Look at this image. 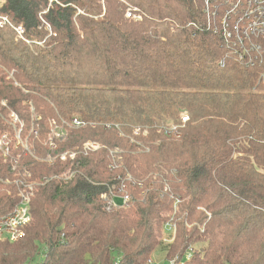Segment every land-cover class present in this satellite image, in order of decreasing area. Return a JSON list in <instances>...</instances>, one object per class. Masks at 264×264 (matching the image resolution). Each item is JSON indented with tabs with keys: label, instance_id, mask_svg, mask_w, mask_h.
<instances>
[{
	"label": "trees",
	"instance_id": "1",
	"mask_svg": "<svg viewBox=\"0 0 264 264\" xmlns=\"http://www.w3.org/2000/svg\"><path fill=\"white\" fill-rule=\"evenodd\" d=\"M119 1L1 6L0 134L10 139L0 150V216L20 200L17 176L38 183L69 167L45 160L50 119L87 123L68 146L104 147L79 153L72 179L32 185L31 221L19 241L0 242V264H148L159 247L167 262L190 254L184 264H264V61L245 67L211 35L201 0H128L139 21L125 19ZM10 114L24 123L26 149ZM181 118L177 135L159 132ZM110 185L134 205L104 201ZM169 199L184 212L162 247Z\"/></svg>",
	"mask_w": 264,
	"mask_h": 264
},
{
	"label": "built area",
	"instance_id": "2",
	"mask_svg": "<svg viewBox=\"0 0 264 264\" xmlns=\"http://www.w3.org/2000/svg\"><path fill=\"white\" fill-rule=\"evenodd\" d=\"M202 11L206 19L208 29L215 28L210 31L211 35L217 37L224 47L233 50L237 54L240 62L245 67H253L261 65L264 61V0H201ZM128 17L130 14L127 13ZM140 19V18H139ZM133 17L132 20L139 21ZM5 22V21H3ZM20 31L18 36H22L24 29L21 26L15 28ZM23 38V36H22ZM259 79L264 83V73H260ZM187 118H181L178 124H159V132L165 135H177L179 129L182 128ZM71 125L77 128H85L87 123L81 119L74 118ZM48 131L54 135H48L49 153L46 161L52 163L59 160L62 163H69V167L64 170L61 177L64 180L72 179L76 170L73 169V163L77 155L72 153L59 152L55 141L61 142L62 132L56 134L52 124L47 125ZM114 128H118L114 126ZM137 133V131H136ZM4 155L7 151L0 149ZM93 150L91 147L84 148L85 153ZM53 178H43V184L51 181ZM32 189V185L27 186ZM30 194L20 193L19 202L14 206L8 214L0 216V242L16 243L24 236V228L31 221V213L29 208ZM121 201L120 207L125 208L128 200L127 195L116 196ZM115 197L112 198L111 204H114ZM174 225L167 224V230L172 232ZM170 235V234H169ZM190 254H185L182 258H174L169 260V264H184L189 259ZM148 264H154L148 261Z\"/></svg>",
	"mask_w": 264,
	"mask_h": 264
},
{
	"label": "rangeland",
	"instance_id": "3",
	"mask_svg": "<svg viewBox=\"0 0 264 264\" xmlns=\"http://www.w3.org/2000/svg\"><path fill=\"white\" fill-rule=\"evenodd\" d=\"M51 1H53V0H50V2ZM4 2H5V0H0V9H1V6H2V4H4ZM49 2V3H50ZM123 6H124V8H123V16L125 17V19H129V20H131L133 17H136V18H140V17H142V15H143V13L140 11V13H139V11H138V9H140L139 7H137V6H134L132 3H130V2H128V0H121V1H119ZM100 3L103 5V7H104V0H100ZM138 9H137V8ZM127 13H129L130 14V17H128V15H127ZM142 13V14H141ZM0 20L3 22V21H6V17L5 16H3V15H0ZM140 20V19H139ZM0 21V22H1ZM20 26V25H19ZM22 27V26H21ZM15 28H18V26L17 27H15ZM15 28H14V33H15V39H17V40H21L22 39V36H23V34H22V36L20 37V36H18V34L20 33V31H16L15 30ZM23 28V27H22ZM215 28H211L210 30H209V32L210 31H212V30H214ZM49 31V30H48ZM19 32V33H18ZM211 33V32H210ZM21 34V33H20ZM13 74L10 72V74H9V76H8V78L9 79H13L12 76ZM60 118L58 119V118H53V119H50V121L48 122V125L49 124H52V127L54 128V132L56 133V134H59L60 135V133L62 132V135H63V137H62V140H61V142H58V141H55V143H56V146H57V150L59 151V152H66V153H72V155L74 154V155H78L79 153H81V152H85L84 151V148H87V147H91L92 149H93V151H95V150H98V149H100V148H102V147H104V146H102V145H99L98 143H95V142H92V141H84V142H82V143H80V144H78V145H75V146H73V147H70V146H68L67 145V139L69 138V136H70V134L72 133V132H74V131H76V130H82V129H84V128H77V127H75V126H73V125H71V121H72V118L71 119H65L64 117H62V116H59ZM9 118L11 119V122H12V124H17L19 121H18V119H17V117L14 115V114H10L9 115ZM161 120H159L158 121V123L160 122ZM160 123H163V124H166L165 122H163V121H161ZM159 123V124H160ZM19 128H15L14 129V133H13V135H14V140H15V142L17 141V143H21V147H23L24 149H26L27 147H28V145H27V139H21L20 138V129H22V127L24 126V123H21V122H19ZM35 129H34V127H32L30 130H29V132L27 133V134H29V133H33V131H34ZM48 135L51 137V135L52 136H54L52 133H51V131L50 132H48ZM7 136L9 137V139H10V134L9 133H7V132H5V133H2V134H0V149H2V150H4L5 152L6 151H8V149H7ZM22 141V142H21ZM61 145V149H60V145ZM85 154V153H84ZM6 160V159H5ZM116 162H114L113 164H114V166H116L115 168H119V163L117 162V161H119L118 159H116L115 160ZM61 173H57V175L56 174H52V175H47V176H45L44 178H48V179H50L51 177L52 178H59V177H61ZM32 175L29 173V172H25V173H23V174H21V175H19V176H17V177H19L20 179H21V186L23 187V189H22V191L20 192V193H23L24 192V194H30V193H32V191L30 190V188H27V186H29V185H33V184H35L36 186H38L39 184L40 185H43V181H42V179L43 178H41V179H39V181H38V183H36L37 182V180H31V182H28L27 180H30V179H32V177H31ZM30 178V179H29ZM127 178H128V180H130L131 178H130V176L129 175H127ZM19 179V180H20ZM34 181V182H33ZM35 186H33V188H34ZM120 189H122V187H115L114 185H110L109 186V189L106 191V192H104L102 195H101V197H102V199L104 200V201H106L107 203H110L111 202V200H112V198L113 197H116V196H121V195H123V194H125V193H122L121 192V190ZM165 189H167V188H165ZM33 190V189H32ZM20 195V194H19ZM127 195H128V200H127V203H126V205H125V208L124 209H128L129 207H131V206H133L134 205V203H133V201H132V198L129 196V194L127 193ZM29 197H30V199H31V197H33V194H32V196L31 195H29ZM168 204L171 206V212H168V213H166L165 215H164V217H167L169 220L170 219H173L174 220V223H171V221H167V223L165 224V225H163L162 226V228H161V230H160V233H159V236H158V240H159V242H161V245H162V247L164 246V247H166V246H168L169 244H172L173 243V241H174V238H175V233H176V229H175V227H174V230L172 231V232H170V231H168L167 230V224H170L171 226L172 225H174L175 224V221H176V219H175V217H177L179 214H182L184 211H183V208H182V204H181V202L179 203V200H176V199H169V202H168ZM204 211V210H203ZM205 212V211H204ZM206 213V212H205ZM207 215H208V213H207ZM175 226V225H174ZM203 227V226H202ZM170 234V235H169ZM160 248V249H159ZM159 248H157L154 252H153V254H152V256H151V261L154 263V264H169L167 261H165L164 260V256H165V254H164V251L161 249V247H159Z\"/></svg>",
	"mask_w": 264,
	"mask_h": 264
},
{
	"label": "bare ground",
	"instance_id": "4",
	"mask_svg": "<svg viewBox=\"0 0 264 264\" xmlns=\"http://www.w3.org/2000/svg\"><path fill=\"white\" fill-rule=\"evenodd\" d=\"M206 28V27H205Z\"/></svg>",
	"mask_w": 264,
	"mask_h": 264
}]
</instances>
